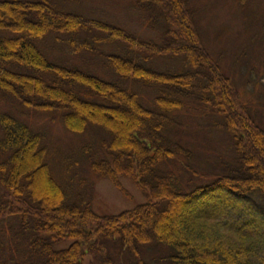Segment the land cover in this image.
Listing matches in <instances>:
<instances>
[{"label":"trees","instance_id":"trees-1","mask_svg":"<svg viewBox=\"0 0 264 264\" xmlns=\"http://www.w3.org/2000/svg\"><path fill=\"white\" fill-rule=\"evenodd\" d=\"M72 1L0 0V93L90 137L62 178L45 135L0 116V235L18 250L0 264L92 263L106 243L137 264H264V129L202 45L188 0H133L158 40ZM194 125L218 142L186 139ZM81 164L134 179L148 200L97 214ZM152 244L156 259L143 260Z\"/></svg>","mask_w":264,"mask_h":264},{"label":"rangeland","instance_id":"rangeland-1","mask_svg":"<svg viewBox=\"0 0 264 264\" xmlns=\"http://www.w3.org/2000/svg\"><path fill=\"white\" fill-rule=\"evenodd\" d=\"M188 3L193 9L202 45L220 64L241 103L250 108L252 116L264 129V0H188ZM68 5L86 16L106 20L144 39L158 40L161 35V27L148 25L134 7L133 0H79L69 2ZM47 42L52 43L50 39ZM62 52L61 55L64 53ZM60 54L57 53V56ZM158 64L163 66L165 61L158 60ZM2 114H16L45 135L55 165L52 166L53 172L58 177L61 172L64 174L62 162L68 158L79 159L81 145L90 138L89 132H71L58 116L53 119L41 110L24 107L6 93H0V116ZM195 128L196 125L184 134L186 139L207 143L217 138L218 134L208 128H201L202 131ZM222 135L218 136L220 141L224 138ZM229 149L227 144L221 148L224 153ZM79 168L87 173L84 177L93 184L91 205L99 215L119 214L148 200L130 177H121L118 185L109 178L94 175L85 164H81ZM220 189H216L215 193L220 192ZM0 240H3L0 243V258H6L13 251L18 252L15 245H11L9 230L8 233L0 235ZM159 248L162 247L154 244L146 246L141 258L148 261L156 259L153 256ZM102 252L103 257L110 256L112 264H137L136 258L131 257L130 253L121 254L120 249L111 243L104 244ZM103 257H94L91 263L93 257L90 254L85 257V261L86 264H103Z\"/></svg>","mask_w":264,"mask_h":264}]
</instances>
